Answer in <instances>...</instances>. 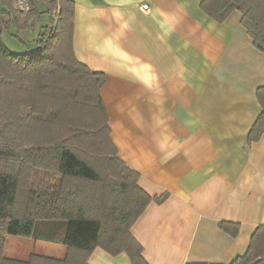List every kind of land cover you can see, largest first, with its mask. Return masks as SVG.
Segmentation results:
<instances>
[{
	"label": "crops",
	"instance_id": "1",
	"mask_svg": "<svg viewBox=\"0 0 264 264\" xmlns=\"http://www.w3.org/2000/svg\"><path fill=\"white\" fill-rule=\"evenodd\" d=\"M73 1L74 52L106 76L101 95L118 157L151 197L168 194L131 227L148 264H231L244 256L264 225V135L249 141L261 112L264 53L241 12L219 22L204 0ZM222 222L238 224V233ZM66 253L62 244L6 236L11 259ZM89 264L132 263L97 247Z\"/></svg>",
	"mask_w": 264,
	"mask_h": 264
},
{
	"label": "trees",
	"instance_id": "2",
	"mask_svg": "<svg viewBox=\"0 0 264 264\" xmlns=\"http://www.w3.org/2000/svg\"><path fill=\"white\" fill-rule=\"evenodd\" d=\"M16 1L0 0V264H89L97 247L148 264L131 227L168 194L151 197L139 186V173L118 157L101 95L106 76L74 52L75 2L24 0L25 11ZM202 8L219 22L241 12L253 45L264 53V0H204ZM45 15L36 51L8 49L5 33L19 38ZM257 98L261 112L250 142L264 135V87ZM39 173L57 180L55 186L38 188ZM220 226L232 236L239 231L238 224ZM7 235L62 244L67 253L63 259H11ZM231 264H264V225Z\"/></svg>",
	"mask_w": 264,
	"mask_h": 264
},
{
	"label": "rangeland",
	"instance_id": "3",
	"mask_svg": "<svg viewBox=\"0 0 264 264\" xmlns=\"http://www.w3.org/2000/svg\"><path fill=\"white\" fill-rule=\"evenodd\" d=\"M24 0H17L16 1V8L19 10H25L27 11V6L25 5ZM53 18H55V15H53ZM41 21L35 22L34 27L24 30L19 34V38L23 41L19 40V38L12 37L9 33H5L3 38L6 46L9 50H11L14 53H25L28 51L34 52L37 49V42L36 38L38 35V31L41 29L43 25H45L48 22V16H43L41 18ZM12 32L16 33L14 28H12ZM57 180L51 179V177L46 178L43 173H39L38 175V182H36V186L38 188H45L50 189L53 188L56 184ZM28 248V247H27Z\"/></svg>",
	"mask_w": 264,
	"mask_h": 264
},
{
	"label": "built area",
	"instance_id": "4",
	"mask_svg": "<svg viewBox=\"0 0 264 264\" xmlns=\"http://www.w3.org/2000/svg\"><path fill=\"white\" fill-rule=\"evenodd\" d=\"M141 9L143 10V11H148L149 10V6L148 5H142L141 6Z\"/></svg>",
	"mask_w": 264,
	"mask_h": 264
}]
</instances>
